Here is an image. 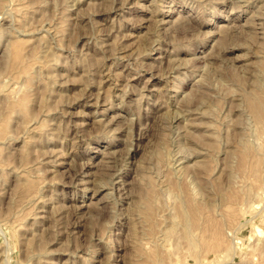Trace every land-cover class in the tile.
I'll return each mask as SVG.
<instances>
[{"label":"rangeland","instance_id":"rangeland-1","mask_svg":"<svg viewBox=\"0 0 264 264\" xmlns=\"http://www.w3.org/2000/svg\"><path fill=\"white\" fill-rule=\"evenodd\" d=\"M263 66L264 0H0V264H264Z\"/></svg>","mask_w":264,"mask_h":264},{"label":"bare ground","instance_id":"bare-ground-1","mask_svg":"<svg viewBox=\"0 0 264 264\" xmlns=\"http://www.w3.org/2000/svg\"><path fill=\"white\" fill-rule=\"evenodd\" d=\"M263 16V15H262ZM219 30V29H218ZM23 42V41H22ZM155 42V41H154ZM19 43H20V41H19ZM19 43H18V45H19ZM21 44H23V43H21ZM40 44V43H39ZM24 45V44H23ZM47 46V45H46ZM18 47V46H17ZM19 47L21 48L22 46H20L19 45ZM26 47V46H25ZM15 49V48H14ZM30 50V49H29ZM23 56V55H22ZM12 58V57H11ZM14 60V59H13ZM20 60V59H19ZM11 62H13L12 61V59L10 60ZM17 61H18V58H17ZM10 62V64H12ZM13 65H14V62H13ZM15 65H18V64H15ZM41 66V65H40ZM11 67L13 68V66L11 65ZM18 67V66H17ZM17 67L15 68H13V69H17ZM22 67V65H20V67L18 68V70L20 71V73H18L19 71L18 70H16L17 71V73L18 74H21V73H25V75H27V72L23 69V67ZM264 67V66H263ZM262 73H264V72H262ZM16 74V73H15ZM261 74V73H260ZM17 75V74H16ZM32 75V74H31ZM29 76V75H28ZM258 76V75H257ZM30 77V76H29ZM12 78H14V77H12ZM29 79V78H28ZM27 79V80H28ZM30 80V79H29ZM31 82V81H30ZM29 82V83H30ZM257 84H258V82H257ZM256 84V85H257ZM261 85V84H260ZM259 86H256V88H255V90L254 91H256V93H252L253 94V96H249L248 97V100H247V103H248V107H249V109H250V111H251V113H252V115L254 116V119H256L257 120V122H261V123H263L264 124V94H263V92H259ZM7 97H9V95H7ZM11 97V96H10ZM12 98V97H11ZM10 98V99H11ZM14 98V97H13ZM9 99V100H10ZM21 99V98H20ZM6 100H8L7 98H6ZM14 101H21V100H14ZM185 101V100H184ZM207 101V100H206ZM9 102V101H8ZM7 102V103H8ZM21 103V102H20ZM17 104V103H15L14 104V102H13V104H10V106L11 105H14V106H22L21 104ZM209 103V102H208ZM181 104V103H180ZM13 107V106H12ZM11 107V108H12ZM8 108H10L9 106H8ZM11 108H10V110H11ZM14 108V107H13ZM15 108H17V107H15ZM21 108V107H20ZM246 108V107H245ZM19 111V110H18ZM24 112V111H23ZM242 119V118H241ZM238 120V119H237ZM256 120H255V122H256ZM33 130V129H32ZM211 132V131H210ZM244 132V131H243ZM238 133V132H237ZM240 137V136H239ZM250 137V136H249ZM202 139V138H201ZM240 141V140H239ZM245 141V140H244ZM248 141V140H247ZM242 142V141H241ZM161 143H163V142H161ZM244 143H246V141L244 142ZM249 144H250V142H248ZM248 143H246V144H248ZM241 144H243V142L241 143ZM248 144V145H249ZM248 145L245 147L244 146V144L241 146V149H242V151L243 152H245L246 154H247V150H248V154H250L249 152L250 151H252L251 149L252 148H249L248 149ZM251 147H253L252 145H250ZM249 146V147H250ZM162 148V147H161ZM259 149V148H258ZM182 150V149H181ZM184 151V150H183ZM157 152V151H156ZM255 152V151H254ZM177 154V153H176ZM181 154V153H180ZM242 154V153H241ZM164 155V154H163ZM166 156V155H165ZM247 156V155H246ZM254 156H255V154H254ZM255 157H258V156H255ZM162 158H164V157H159V158H157L158 159V161L159 162H163V159ZM167 158H168V156H167ZM199 158V157H198ZM251 158V157H250ZM169 160V159H168ZM201 160V159H200ZM165 161V160H164ZM158 164V163H157ZM153 166V165H152ZM232 166V165H231ZM243 166V165H242ZM158 167V166H157ZM164 167V166H163ZM254 167H256V166H254ZM160 169V168H159ZM159 173V172H158ZM168 174V173H167ZM168 176V175H167ZM174 177V176H173ZM26 180V179H25ZM164 180V179H163ZM28 181V180H27ZM152 182V181H151ZM156 182V181H155ZM150 183V182H149ZM153 183V182H152ZM173 184V183H172ZM171 184V188H172V191H175V192H177V193H179V192H182L181 190H182V185L180 186V184L177 182V183H174L173 185ZM149 185H151V183L149 184ZM169 185V184H168ZM211 185V184H210ZM29 186H32V183L31 184H29ZM153 186H156V185H153ZM153 186L151 185L150 186V191H148L147 192V194H146V196H145V198H144V200H143V202L141 203V205H140V209H142L143 210V212L141 211V213H143V215L145 216V218H148V215H149V213H150V211L152 210V205H153V201H154V199L156 198V193L154 192V189H153ZM185 186V185H184ZM20 187V186H19ZM167 187V186H166ZM31 188V187H30ZM168 188V187H167ZM32 189V188H31ZM186 189V188H185ZM156 191V190H155ZM166 191V190H165ZM247 191H248V189H247ZM145 192V191H144ZM184 192V191H183ZM197 193V192H196ZM188 194H189V192H188ZM190 196V195H189ZM175 197H177V196H175ZM178 204H179V208H177V210H178V212H177V217H179L180 219H181V222H182V227H183V235H182V239H188L190 236H191V229L192 228H195V227H198L199 226V224H200V222H201V216H200V212L197 210V208H199V207H195L194 206V204L190 201V200H188L187 198H186V195H185V197H183V196H179L178 198ZM195 199V198H194ZM194 202H196V201H194ZM139 205V204H138ZM177 207H178V205H177ZM172 212V211H171ZM176 212V211H175ZM170 214V213H169ZM176 214V213H175ZM202 215V214H201ZM141 217V216H140ZM149 217H150V215H149ZM151 218V217H150ZM143 219H144V217H143ZM147 221V220H146ZM137 222V221H136ZM172 226L174 227V225L172 224ZM173 227H169L168 228V232L169 233H172L173 232V230H174V228ZM177 227V226H176ZM180 226H178V228H179ZM153 228V227H152ZM176 229V228H175ZM175 233V232H174ZM167 234V233H166ZM179 235H180V233H178ZM169 235V234H168ZM178 235V236H179ZM209 235V234H208ZM172 236V235H171ZM174 237V236H173ZM169 238V237H168ZM186 240H184V241H186ZM192 240V239H191ZM218 240V239H217ZM188 241V240H187ZM186 241V242H187ZM190 241V240H189ZM188 241V242H189ZM193 242H194V240H192ZM192 242V243H193ZM165 243V242H164ZM163 243V244H164ZM177 244V243H176ZM178 245V244H177ZM187 245V244H186ZM190 245V244H189ZM195 245H197V244H195ZM175 247V246H174ZM181 247V246H180ZM212 247V246H211ZM209 248V247H208ZM207 249V248H206ZM179 250V249H178ZM176 251V250H175ZM182 251V250H181ZM183 254V253H182ZM153 256H150V258H152ZM154 258H155V256H154ZM160 259V258H159ZM213 259V258H212ZM150 260V259H149ZM155 260V259H154ZM161 260V259H160ZM160 262V261H159ZM158 262V263H159ZM149 263V262H148ZM160 263H162V262H160Z\"/></svg>","mask_w":264,"mask_h":264}]
</instances>
